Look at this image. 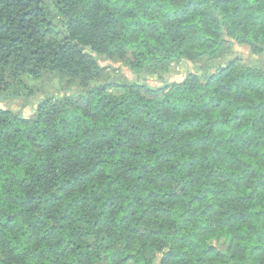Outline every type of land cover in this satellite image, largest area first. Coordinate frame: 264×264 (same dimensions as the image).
<instances>
[{
  "label": "trees",
  "instance_id": "obj_1",
  "mask_svg": "<svg viewBox=\"0 0 264 264\" xmlns=\"http://www.w3.org/2000/svg\"><path fill=\"white\" fill-rule=\"evenodd\" d=\"M263 56L264 0H0V264H264Z\"/></svg>",
  "mask_w": 264,
  "mask_h": 264
},
{
  "label": "rangeland",
  "instance_id": "obj_2",
  "mask_svg": "<svg viewBox=\"0 0 264 264\" xmlns=\"http://www.w3.org/2000/svg\"><path fill=\"white\" fill-rule=\"evenodd\" d=\"M262 58L264 59V56ZM107 64H109V62H102V65H107ZM186 69H187V67H184V66L180 67L178 72H177L178 75L172 77L170 79V82L182 81L185 77L186 72H187ZM125 73L128 77L132 78V76L127 71H125ZM151 85L158 86L155 83H151ZM23 105H24V101H22V100H12V101L1 104V107L6 109V110L22 113L25 117H30L32 115L34 107L33 108L27 107V108L23 109Z\"/></svg>",
  "mask_w": 264,
  "mask_h": 264
}]
</instances>
